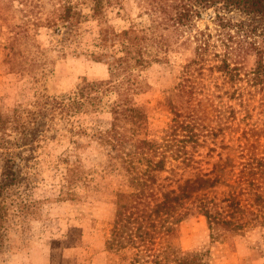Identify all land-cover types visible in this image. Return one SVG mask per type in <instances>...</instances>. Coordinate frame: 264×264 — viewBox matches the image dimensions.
Masks as SVG:
<instances>
[{
  "label": "trees",
  "instance_id": "16d2710c",
  "mask_svg": "<svg viewBox=\"0 0 264 264\" xmlns=\"http://www.w3.org/2000/svg\"><path fill=\"white\" fill-rule=\"evenodd\" d=\"M3 1L18 4L12 7L10 14L5 8L0 9V25L7 35L5 55L14 54L15 43L23 45L26 53L22 56L27 68L23 66L21 71L31 72L34 64L42 67L44 63L43 50L36 43L32 46L28 43L25 24L28 15L38 19L42 26L51 28H57L58 23L69 27L79 19V14L69 4L70 0H47L52 7H47L46 0H0ZM144 2L151 21L148 27L120 32L99 29L103 43L110 41L118 46L117 52L107 55L106 60L112 80L105 85L107 88L111 86L108 90L116 94L109 103L112 119L105 130L74 131L73 135L81 138V143H73L78 147L93 145L101 154L103 165L99 172L94 165L87 168L77 151L75 160L67 162L60 194L64 200L76 198L80 196L76 187L81 184L86 191L81 196H88L96 190L93 185L95 173L118 177L124 188L114 191L109 201L112 207L108 209L111 228L107 250L131 251L129 264H210L209 249L187 255L178 246L179 225L191 210L204 217L211 242L224 240L226 234L243 235L254 227H264V156L246 155L243 169L238 173L231 171V175L234 176L233 182L247 187L238 191L230 189L220 197L207 192L220 183L218 164L214 163L210 170H205L200 166L201 159L196 158L202 148L214 154L218 135L222 132L220 126L226 110L222 104L215 103V99L221 97L215 92L223 91L228 85L231 89L229 99L238 98L242 102L240 96L247 85L250 92L254 89L264 100V0ZM118 3L119 0H90L91 16L103 20L106 10ZM204 13L212 26L206 24L201 29L197 21ZM14 18L20 22L15 24ZM146 50L152 51L153 61L162 62L172 51L190 53L183 66L181 82L168 93L167 110L171 119L159 140L148 137L145 125L136 127L130 122L134 110L131 94H134L132 85L137 76L135 69L143 65L137 55ZM237 50L254 55L253 68L245 69L235 62ZM205 70L214 80L216 91H211L204 82ZM40 81L36 78L35 82L40 85ZM101 86V83L93 82L92 90L102 89ZM89 91L85 87L79 91L81 100L86 99L84 93ZM81 100L76 105H83ZM228 107L227 118L234 120L236 110ZM21 118L16 110L10 114L0 111L3 171L0 181V249L3 223L9 212L2 194L7 187L26 179L17 164L18 159L26 158L17 148L21 147L20 139L27 138L33 127H28L27 120L21 121ZM250 130L252 135L260 134L257 129ZM216 155L220 161L221 152ZM187 169L198 170L201 174L184 179L176 188L160 182L163 172L176 176L179 170ZM164 178L169 180L168 176Z\"/></svg>",
  "mask_w": 264,
  "mask_h": 264
},
{
  "label": "rangeland",
  "instance_id": "374dc122",
  "mask_svg": "<svg viewBox=\"0 0 264 264\" xmlns=\"http://www.w3.org/2000/svg\"><path fill=\"white\" fill-rule=\"evenodd\" d=\"M44 2L52 7V3ZM69 4L79 14L78 21L69 27L62 23H58L57 28L46 27L34 16L25 18L28 43L30 46L38 44L44 54L42 67L34 64L31 72L21 71L27 66L21 42L15 43L14 54L5 55L7 35L0 25V111L10 114L16 110L21 121L27 120L28 127H33L27 138L20 139L21 147L17 148L26 158L17 160L26 179L7 187L2 194L9 212L3 223L0 264H129L131 260L129 250L106 249L111 228L108 209L112 204L109 201L114 191L124 188L121 179L95 173L96 190L81 196L86 191L80 184L76 187L80 196L66 200L60 189L67 162L75 160L77 151L87 168L94 165L99 172L103 165L101 154L93 145L78 147L73 143H81V138L73 135L74 131L105 130L112 119L109 103L116 94L108 90L111 86L105 85L112 80L106 60L107 55L117 52L118 46L110 41L103 43L99 29L120 32L148 27L150 15L145 11L144 0H119L106 10L103 20L91 16L90 0H70ZM17 5L16 1H3L0 9L5 8L10 14L12 7ZM14 22L20 20L14 18ZM206 24L212 26L204 13L197 26L202 29ZM137 58L143 65L135 69L137 76L132 85L134 94H131L134 110L130 122L136 127L145 125L148 137L159 140L171 119L167 110L168 93L181 82L183 66L190 53L172 51L162 62L153 61L152 51L146 50ZM234 60L245 69H251L255 58L252 53L237 50ZM208 73L205 70L204 82L211 91H216L215 82ZM36 78L41 80L40 85L35 82ZM93 82L101 83L102 89L92 90ZM83 87L90 90L84 93L87 96L84 101L79 97ZM225 91L227 94L223 93ZM216 93L221 97L216 98L215 103L222 104L226 110L220 126L222 132L218 135L214 154L202 148L196 158L201 159L200 166L205 170L218 164L220 183L207 192L220 197L230 189L238 191L247 187L237 185L231 175L243 169L246 155L264 156V100L254 89L250 92L247 85L240 96L242 102L238 98L229 99L231 89L228 85ZM80 100L83 105H76ZM228 106L236 110L234 120L227 118ZM252 128L260 134L252 135ZM33 130H37L36 134ZM82 140L84 142V137ZM217 152H221L220 161ZM200 174L192 169L179 170V176L163 172L160 182L176 188L184 179ZM166 176L169 180L164 178ZM178 246L187 255L209 249L210 264H264V227H254L243 235L226 234L224 240L211 242L204 217L191 210L179 225Z\"/></svg>",
  "mask_w": 264,
  "mask_h": 264
}]
</instances>
